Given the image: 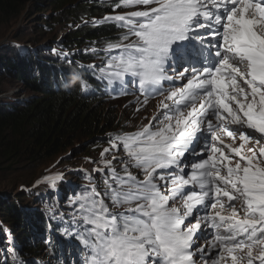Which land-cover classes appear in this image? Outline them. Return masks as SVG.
I'll list each match as a JSON object with an SVG mask.
<instances>
[{
	"label": "snow or ice",
	"instance_id": "obj_1",
	"mask_svg": "<svg viewBox=\"0 0 264 264\" xmlns=\"http://www.w3.org/2000/svg\"><path fill=\"white\" fill-rule=\"evenodd\" d=\"M115 8L132 10L104 17L124 31L107 45L119 54L102 78L159 94L165 111L101 153L122 147L128 157L123 175L104 162L112 182L103 196L124 212L112 213L95 186L71 201L74 230L62 234L79 242L76 264H197V252L200 264H264V0H117ZM176 78L186 83L163 89ZM225 136L233 144L238 136L239 147ZM202 226L213 230L205 247L196 243Z\"/></svg>",
	"mask_w": 264,
	"mask_h": 264
},
{
	"label": "trees",
	"instance_id": "obj_2",
	"mask_svg": "<svg viewBox=\"0 0 264 264\" xmlns=\"http://www.w3.org/2000/svg\"><path fill=\"white\" fill-rule=\"evenodd\" d=\"M24 1L0 0V24L19 14ZM47 1L51 9L49 13L53 12V15L49 16V27L45 31L52 34L56 28L64 30V36H54V50L39 51L36 44L40 42L34 43L36 50L32 52L12 45L0 46V79L20 82L27 85L33 94H40L24 102L0 99V166L4 169L51 160L61 152L67 153L75 143L79 145L78 151L97 152L110 143L106 139L109 133L124 135L134 131L126 129L128 116L125 108L118 110L125 101L113 102L106 98L102 75L95 68L100 62H107L111 55L119 54L118 50L109 52L107 45L117 42L124 31L116 26L115 21L105 22L104 17L131 9H116L117 0ZM44 80L48 88L43 86ZM122 152L123 157L110 160L111 166L121 175L123 162L128 160L123 149ZM103 169V172L94 174V179L86 174H77L80 189L75 198L89 192L85 189L91 182L101 192L112 213L124 212L103 196L106 191L104 181L112 182L108 169ZM130 171L138 179L143 177L138 169L130 167ZM70 200L74 199L69 197L66 204ZM74 206L75 209L78 207ZM8 210L0 213L2 218L9 219L7 228L11 224L13 229L26 227L28 232L21 236L20 229L17 236L6 239L3 228L0 229V264H12L6 248L8 240H11L15 252L23 256H37L44 246H49L56 255L57 264H64L57 259L55 237L58 236L60 243L66 245L64 238L70 239L62 233L65 227L74 230L71 218L61 216L57 219L48 211L43 214L41 210L38 213L31 210L26 211L33 217L27 224L17 207L9 205ZM34 240L38 241L36 245ZM78 243L70 240L69 244L77 248Z\"/></svg>",
	"mask_w": 264,
	"mask_h": 264
},
{
	"label": "rangeland",
	"instance_id": "obj_3",
	"mask_svg": "<svg viewBox=\"0 0 264 264\" xmlns=\"http://www.w3.org/2000/svg\"><path fill=\"white\" fill-rule=\"evenodd\" d=\"M19 10V14L9 21L0 24V46L12 45L19 49H29L30 52L36 50V48L42 52L50 49L54 50V36L57 35L59 38L64 36V30L61 27L56 28L52 34L49 33L50 31H45L48 29V24L50 23L48 18L50 15H53V12L49 13L51 9L48 1L26 0L21 4ZM43 10L45 12H39ZM44 15L46 16L43 17ZM36 42L40 43H37L35 48L34 43ZM105 64L106 62H100L95 68L100 72V68L105 66ZM170 71H174L176 77V69L169 68L168 73ZM129 83L130 86L124 84L119 90V99L110 100H113V102L116 100L125 101L123 107L118 110L125 108L128 116L126 129H133L134 132L132 133H135L143 126L148 125L149 121H153L154 116H158L159 120H162L163 116L160 113L165 110L160 109L158 111V104L163 99L162 96L159 94L145 96L141 93L138 84ZM175 83H177V80ZM175 83L167 85L163 82V89L167 90L171 86H174ZM38 96L40 94H33L25 84L20 82L15 83L8 78L0 79V99L6 102H21V100H29ZM168 103L171 104V102ZM159 120L153 121V125L158 124ZM117 136L123 135L109 133L106 139L110 142V138ZM224 141L226 144H232L233 147H239L240 145L238 139L235 140L234 144L228 138H224ZM75 144L67 153L66 151L61 152L51 160L38 162L30 166L17 165L10 169H4L0 166V213L3 211L4 213L8 212L9 205H14L24 214L27 224L33 217H31L30 212L26 211L31 210L36 213L41 210L43 214L48 211L50 215L57 219L61 216H67L72 219V215L75 213V206L71 203L72 200L68 204H66V201L69 197L70 199H75V194L80 189L77 174H86L89 178H93L94 174L97 173L94 169H102L105 161H110L113 157L124 156L122 148H119L112 149L101 157L103 150L110 148V143L103 146L99 151L92 153L78 151L79 145ZM249 146L251 145L245 146V152ZM202 147L203 145H200L198 150H201ZM225 151L227 154L226 149ZM188 159L196 160L199 157H188ZM57 177L59 179H56ZM89 183L90 186L85 190L90 192L94 185L91 182ZM33 190H37L35 191L37 194ZM97 191L99 192L98 189ZM3 218L0 216V229L3 228L6 239L11 236H17V233H20V229L21 236H24L28 232L26 227L25 229L20 227L13 229L11 224L7 228L6 222L9 219ZM65 229H68V227H65ZM58 238H55L56 242ZM64 239L66 246L57 245L58 258L65 264H76L77 260L82 261L83 258L79 259L78 257H76V261L74 260L73 248L70 247V244H67L66 238ZM34 243L36 245L38 241L34 240ZM205 244L204 242L200 243V247H205ZM7 245L6 248L10 254L12 264H57L53 258L54 255L51 254V248L48 246H44L37 256H23L15 252V249L11 246V240H8Z\"/></svg>",
	"mask_w": 264,
	"mask_h": 264
},
{
	"label": "clouds",
	"instance_id": "obj_4",
	"mask_svg": "<svg viewBox=\"0 0 264 264\" xmlns=\"http://www.w3.org/2000/svg\"><path fill=\"white\" fill-rule=\"evenodd\" d=\"M132 10V9H131ZM117 13H113V14H108L107 16H114V15H116ZM98 73L100 74V75H102L101 74V72H99L98 71ZM172 75H174L173 73H171ZM170 73H168V75H171ZM175 76V75H174ZM102 80H104L102 83H103V88H105V87H107V86H110L112 83H114L113 81H115V80H112V81H109L108 79H106V78H102ZM131 80V79H130ZM129 80V81H130ZM177 80H178V82H180L181 83V85H182V80H180L179 78H177ZM45 80H44V83H43V86L46 88L47 87V84L45 85ZM129 83V82H128ZM128 83H125V84H128ZM123 86V85H122ZM48 88V87H47ZM104 92H105V94H106V98L107 99H119V98H114V97H111L110 95H109V91H107V90H104ZM24 101H27V100H21V102H24ZM249 131H251V130H249ZM258 135V134H257ZM249 145H251V142H250V144ZM58 236H56L55 238H57ZM68 241V243L67 244H69L70 243V240H67ZM61 245V246H66V245H64V244H62V243H60V240H59V238L57 239V245ZM71 245V244H70ZM68 246V245H67ZM49 247V246H48ZM71 248H73V251H74V247H72V246H70ZM56 248H57V246H56ZM78 252L80 253V252H82V251H80V250H78ZM57 254H58V248H57V252H56ZM51 254H53L52 253V250H51ZM77 252L75 251L74 252V256H75V258H74V260L76 261V257H78L79 259H81V258H83L84 257V255H83V257H79V255L77 254ZM54 255V254H53ZM58 256L59 255H57V259H59L58 258ZM56 255L53 257L55 260H56ZM60 260V259H59ZM56 263H57V260H56ZM65 264V263H64Z\"/></svg>",
	"mask_w": 264,
	"mask_h": 264
},
{
	"label": "bare ground",
	"instance_id": "obj_5",
	"mask_svg": "<svg viewBox=\"0 0 264 264\" xmlns=\"http://www.w3.org/2000/svg\"><path fill=\"white\" fill-rule=\"evenodd\" d=\"M127 10V9H126ZM123 11V10H122ZM128 11V10H127ZM52 258V257H51Z\"/></svg>",
	"mask_w": 264,
	"mask_h": 264
}]
</instances>
